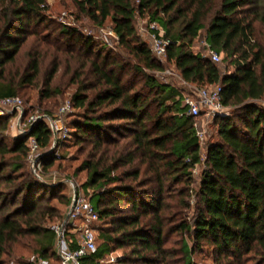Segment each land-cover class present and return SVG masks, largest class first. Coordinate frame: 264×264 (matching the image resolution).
Listing matches in <instances>:
<instances>
[{
	"label": "trees",
	"instance_id": "1",
	"mask_svg": "<svg viewBox=\"0 0 264 264\" xmlns=\"http://www.w3.org/2000/svg\"><path fill=\"white\" fill-rule=\"evenodd\" d=\"M71 1L97 27L111 19L119 43L136 57L133 71L142 73L139 88L137 81L125 83L130 66L113 53L102 58L92 39L62 27L68 41L83 42L88 52L97 53L90 60L97 84L81 85L72 99L73 107L88 113L74 121L77 135L95 147L74 175L87 171L78 188L94 190L91 202L100 196L98 209L94 206L99 220L112 219L113 229L101 233L105 241L85 258L86 264L104 259L112 252L111 243L132 247L140 263L172 264L177 254L165 246L168 235H183L191 226L183 209L189 207L193 191L192 169L201 160L200 139L186 114L182 91L145 72L165 66L139 37L138 15L163 26L170 41L167 62L174 63L185 81L199 87L220 84L223 104L232 108L231 114L214 119L220 139L207 149L192 230L196 246L182 244L178 251L183 264H193L194 251L205 245L214 249L216 264H243L245 259L264 264V0ZM47 9V0H0L1 99L17 96L16 83L4 77L6 66L16 61L28 29L47 21ZM202 31L211 48L226 55L233 72L193 49ZM34 58L29 83L40 70L39 58ZM90 89L99 90L91 97ZM42 93L53 95L50 88ZM100 107L105 112L96 114ZM113 120H126L128 137L121 134V126L105 123ZM8 124L9 118L0 116V264L8 244L27 234L41 237L38 257L58 261L56 233L46 222L65 215L49 204L47 185L25 170L31 138L46 153L42 169L53 165L57 157L48 152L53 131L39 122L9 146L3 134ZM50 194L56 196L54 190ZM63 201L69 206L72 199Z\"/></svg>",
	"mask_w": 264,
	"mask_h": 264
},
{
	"label": "rangeland",
	"instance_id": "2",
	"mask_svg": "<svg viewBox=\"0 0 264 264\" xmlns=\"http://www.w3.org/2000/svg\"><path fill=\"white\" fill-rule=\"evenodd\" d=\"M47 4V21L39 27L32 26L28 29L27 40L16 61L6 66L4 77L16 83L18 94L15 97L19 98L20 101L8 108L0 116L9 118L8 127L3 133L9 146H12L16 138L25 136L39 122L46 123L53 131V142L48 151L57 157L53 165L47 169L43 168L40 176L36 175L32 169L31 146L33 139L31 138L28 140L30 156L25 170L30 171L38 180L47 185L48 194L46 198L49 199V204L57 208L61 215L66 216L71 204L68 206L63 199H72L74 185L76 187L81 186L88 175L86 170L77 173V175H74V172L95 150L94 144L91 141H82L77 135L74 121L83 120V116L88 113L85 109L73 107L72 99L81 85L92 86L97 84V80L92 73V65L90 64V60H94L97 57V53L96 51L95 53L88 52V48L83 45V42L68 41L64 34L61 33L62 27L67 26L76 29V35L80 34L84 39H92L95 44L94 48L97 51L102 50V58L109 53H113V56L116 55L118 60L130 66L125 69V73H127L125 83H129V80L132 82L137 81L139 82L137 88H139L142 85V73L134 72L132 69L133 65L137 63L136 57L129 53L112 35L108 34V31L112 28L111 19H108L103 27H97L87 16L79 11L71 0H47ZM150 23L151 21L147 17L138 15L136 18L137 33L149 48H151L152 44L148 31ZM47 26L49 27L46 28ZM205 36L206 31H202L201 35L194 41L193 49L195 51H205L203 45ZM30 53L32 54L31 56ZM34 57L39 58L40 70L36 79L29 83L26 82V78L32 74L29 70V65L35 59ZM221 57L222 61L219 65L223 71L233 72L234 67L229 64L226 55L222 54ZM158 60L161 61L160 59ZM161 62L165 66L163 70L145 69V72L155 77L161 83L175 86L182 91L183 96L189 93L190 89L185 88L183 85L180 72L176 69L174 63L167 62L166 58ZM136 74H139V78L137 79L135 77ZM47 88H50L53 92L51 97L43 96L42 91L47 90ZM97 90L90 89L88 94L93 97ZM67 102H71V107L66 112H61ZM104 110L105 108L100 107L96 110V114H102L105 112ZM156 110V107H153L152 113L155 114ZM231 112L232 108L226 107L223 113L231 114ZM214 119L215 117L207 118L205 116L197 119L198 124L195 128L203 133V137H199L201 160L192 169L193 191L189 195V207L183 209L191 226L189 231H186L183 235L176 232H171L168 235L165 246L171 252L173 251L177 254L171 257L172 264H183L182 253L178 251L183 243L191 246L193 249L196 246L192 230L193 223L197 217V191L204 172L207 169L206 155L208 146L220 139L218 125ZM105 123L113 125L116 128L121 126V134H127V137L130 134V131H127L130 128L127 129L129 125L126 123V120H113L106 121ZM102 135L104 136L103 133ZM122 140L125 141L123 138ZM36 154L38 152H35ZM45 154H40L42 160ZM53 190L56 194L55 197H51L50 194ZM86 193L90 197L94 193V190L90 189ZM60 194L63 196V199L59 196ZM99 199V195L92 199V204L97 209ZM127 206L129 207V205ZM62 220V216L47 219L46 226L52 227ZM111 222L112 219L109 218L106 220L98 219L90 223V226L96 231L98 246H101L105 241L101 233L106 231L111 233L113 229ZM40 239L41 237L36 235L27 234L19 237L17 241L8 244L7 252L3 257L4 264H41L44 260L38 257L41 246ZM111 244L112 252L102 259V264H143L138 262L132 254V247L125 246L118 248L114 243ZM49 262L51 264H59L57 257H52ZM243 262V264H258L256 259H245ZM216 263L214 249L211 246L205 245L201 249L197 248L194 251L193 264Z\"/></svg>",
	"mask_w": 264,
	"mask_h": 264
},
{
	"label": "built area",
	"instance_id": "3",
	"mask_svg": "<svg viewBox=\"0 0 264 264\" xmlns=\"http://www.w3.org/2000/svg\"><path fill=\"white\" fill-rule=\"evenodd\" d=\"M148 31L151 37L153 55L163 61L167 57V49L170 44V41L165 38V29L159 23L151 22ZM108 34L112 35L119 42V37L112 28L108 31ZM203 45L205 56L211 58L216 63L222 61L221 55L212 49L206 40ZM180 77L185 88L190 89V92L183 96V105L187 107L186 114L192 119L194 126H197V119L199 117H216L225 111L226 107L223 104L222 87L220 84L199 87L196 84L185 81L181 75ZM18 101L20 99L17 97L0 98V115H3L8 108L14 106ZM71 105V102H67L61 112L69 110ZM202 134L197 130L198 137L202 136ZM32 139V169L37 176H40L42 170L40 154L42 152L35 139ZM35 152H38V154L35 155ZM98 219V211L95 209L89 196L74 185L72 202L68 214L61 222L54 224L52 227L56 233V253L59 264H86L85 258L95 253L98 249L96 231L90 226L91 222ZM102 263L103 260L96 262V264ZM41 264L51 263L44 260Z\"/></svg>",
	"mask_w": 264,
	"mask_h": 264
}]
</instances>
